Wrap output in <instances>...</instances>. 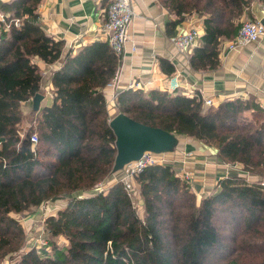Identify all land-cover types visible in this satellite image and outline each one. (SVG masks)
<instances>
[{
	"label": "trees",
	"instance_id": "obj_1",
	"mask_svg": "<svg viewBox=\"0 0 264 264\" xmlns=\"http://www.w3.org/2000/svg\"><path fill=\"white\" fill-rule=\"evenodd\" d=\"M253 1L162 0L176 13L175 24L193 10L207 13L204 44L190 59L194 68L219 65L220 39L235 37ZM40 2L0 4L8 19L22 18L0 36V259L17 253L14 264H222L212 259L232 242L234 251L248 248L260 257L225 264H264L262 180L226 176L198 204L173 163L151 164L136 177L140 216L122 182L111 177L120 171L112 173L116 137L105 91L121 56L100 39L64 53L65 42L39 21ZM36 56L61 65L52 75L53 103L37 112L35 125L23 134L21 105L41 90L43 80ZM116 103L133 119L200 140L215 147L220 160L264 177V109L255 97L207 106L197 94L127 88ZM33 133L39 137L34 150ZM105 181L107 188L99 191ZM60 198L68 202L46 217L47 231L68 244L59 247L51 239L50 254L25 243L14 215ZM221 211L228 214L226 223H244L241 234L236 227L223 236L217 226Z\"/></svg>",
	"mask_w": 264,
	"mask_h": 264
},
{
	"label": "crops",
	"instance_id": "obj_2",
	"mask_svg": "<svg viewBox=\"0 0 264 264\" xmlns=\"http://www.w3.org/2000/svg\"><path fill=\"white\" fill-rule=\"evenodd\" d=\"M4 1L11 0H0V4ZM133 5L135 16L131 35L137 49L132 51L129 43L125 50L119 67V91L127 89L130 82L138 81L146 90L160 89L170 92V78L178 70L183 79L177 92H193L203 100L209 97L216 105L227 98L247 99L252 96L262 107L264 41L253 42L230 51L226 43L232 38L222 37L219 43V65L216 68H194L190 59L195 48L204 44V19L207 14L193 10L185 14L182 22L175 24L176 13L162 0H133ZM105 11V0H41L37 8L39 21L45 31L65 42L64 53L69 49L77 52L83 45L98 39L105 40L100 30ZM247 18L262 20L264 1L254 0L242 15V21ZM190 23L196 24L200 30L199 45L182 54L177 51L173 37L184 25ZM33 62L40 66L43 74L41 91L45 97L41 102L42 108L53 103L52 75L61 63L48 64L37 56L33 58ZM105 93L108 97L110 120L119 109L111 102V90L107 89ZM27 106H33L32 99L23 102L21 108L26 109ZM177 135V147L164 156L170 158L177 172L186 167L192 173L193 191L198 200L214 192L218 188L219 180L235 174L231 167L224 164L226 162L217 157L215 147L185 135Z\"/></svg>",
	"mask_w": 264,
	"mask_h": 264
},
{
	"label": "built area",
	"instance_id": "obj_3",
	"mask_svg": "<svg viewBox=\"0 0 264 264\" xmlns=\"http://www.w3.org/2000/svg\"><path fill=\"white\" fill-rule=\"evenodd\" d=\"M103 1V0H100ZM106 1V11L104 15V20L101 25V33L105 36V41L109 43L112 49L118 56L122 57L125 54V50L130 43L132 51H136L137 45L131 35V26L135 16V10L133 5V0H105ZM22 24L21 17H13L8 19L7 15L0 9V36L3 31H7L11 26L19 27ZM200 30L196 24L190 23L184 25L173 37V42L179 53L185 54L190 52L199 45ZM264 41V25L261 20L255 18H247L242 21V25L238 29L235 37L230 39L226 43L228 50H238L245 45L253 42ZM121 70L118 68L115 76L108 84V89L111 90V102L117 105L118 97V83L120 80ZM183 76L180 71H175V73L170 78V85L168 90L171 93H175L179 90L181 86ZM128 88L138 89L143 88L140 86L138 81H132L129 83ZM188 94H193L189 92ZM55 95V94H54ZM203 102L207 106H214L216 103L212 98L206 97ZM264 108V104H262ZM32 142V148L39 143V137L37 133H33L30 137ZM165 153H154L151 151H146L143 155L128 164H126L118 175H112V179L115 181L122 182L127 194L133 200L134 205L138 211L144 212V208L141 202L140 190L136 183V177L141 173L148 165L155 163H166L167 158L164 156ZM231 168L235 171V174L246 175L243 169V165L236 162L231 164ZM185 181L190 185V189L194 190L193 176L192 173L183 167L180 172H177ZM248 175V174H247ZM107 188L103 183L99 185V191H103ZM50 205H48L49 207ZM142 206V207H141Z\"/></svg>",
	"mask_w": 264,
	"mask_h": 264
},
{
	"label": "rangeland",
	"instance_id": "obj_4",
	"mask_svg": "<svg viewBox=\"0 0 264 264\" xmlns=\"http://www.w3.org/2000/svg\"><path fill=\"white\" fill-rule=\"evenodd\" d=\"M36 115L37 112L33 110L32 106H27L26 109H22V122L19 128L21 129L23 134L28 133L31 127L35 125ZM167 161L172 162L170 158H167ZM224 164L225 165L227 164V166L231 167L232 163L226 162ZM247 174L245 175V177L248 178L250 181H258V180L263 181L264 177L261 176L258 177L257 175H254L251 172ZM103 184L104 186L108 185V182L105 181L103 182ZM190 192L194 193L192 189H190ZM203 198L198 200L196 195L197 203L199 204ZM67 202H68L67 198H60L57 200L45 202L40 206L31 207L29 210H25L22 213L15 214L14 216L23 224L25 243H27L31 247H36L38 250L41 248H45V250H47L48 253L50 254L52 253V249H53V245L50 243L51 239H53V241H55L56 245L59 247L67 245L68 240L64 236L51 237V235L47 231V224H46V217L50 213L57 211L56 209L64 207L67 204ZM48 205L50 206L48 207ZM56 206L58 208H54ZM138 212L141 217H144V212L140 210ZM226 216H228V214L226 212L221 211L217 219V226L220 228V231L222 232L223 236L230 237L232 233L235 231L236 227L238 228L237 230L241 234L244 229V223L241 222L239 224L237 223V220L232 221L230 223H226L224 221V218ZM233 246L234 244L231 242L230 244H228L227 249H224L222 247V249L219 250L217 256L215 258L212 257L213 258L212 261L213 262L219 261L222 264H225L227 261L231 259H237L239 262L245 263L249 261H255L260 257V254L258 252L256 251L250 252L248 248H245L244 250H240V251H234ZM230 247L232 248L230 249ZM18 256L17 253L14 255H11V253H9L5 258L0 259V264H14L16 260L19 259Z\"/></svg>",
	"mask_w": 264,
	"mask_h": 264
},
{
	"label": "water",
	"instance_id": "obj_5",
	"mask_svg": "<svg viewBox=\"0 0 264 264\" xmlns=\"http://www.w3.org/2000/svg\"><path fill=\"white\" fill-rule=\"evenodd\" d=\"M261 22L264 25V18ZM44 97L41 90L34 95L32 98L34 111L40 110ZM110 127L116 137L117 149L112 173L120 171L126 164L139 159L146 151L168 153L174 151L179 143L176 133L137 121L123 111H119L110 119Z\"/></svg>",
	"mask_w": 264,
	"mask_h": 264
}]
</instances>
